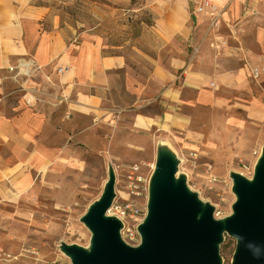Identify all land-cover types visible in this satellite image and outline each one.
Returning a JSON list of instances; mask_svg holds the SVG:
<instances>
[{"label":"crops","instance_id":"0c3cea01","mask_svg":"<svg viewBox=\"0 0 264 264\" xmlns=\"http://www.w3.org/2000/svg\"><path fill=\"white\" fill-rule=\"evenodd\" d=\"M254 2L214 0V15L191 24L188 0H166L151 39L143 32L108 53L102 38L75 40L31 0H0V227L8 221L14 236L23 201L52 209L67 196L88 143L107 127L117 140L124 119L143 131L169 112L176 126L182 102L222 105L228 125L235 109L263 116L264 1ZM151 103L161 114H148Z\"/></svg>","mask_w":264,"mask_h":264},{"label":"rangeland","instance_id":"374dc122","mask_svg":"<svg viewBox=\"0 0 264 264\" xmlns=\"http://www.w3.org/2000/svg\"><path fill=\"white\" fill-rule=\"evenodd\" d=\"M165 1L31 0V5L47 8L75 40L97 35L111 53L116 48L126 50L133 46L143 32L151 39L149 27L159 15L165 14L168 7ZM188 1V14L193 18L189 21L196 24L200 14L195 16L193 0ZM251 1L254 2L247 0V5ZM256 5L261 9L262 4ZM184 78L183 74L177 75L172 87H181ZM156 107L151 103L148 114H161ZM177 107L174 110L179 113V125L171 124L169 112L163 116L164 126L156 123L143 131L131 129L130 125L125 128L124 119L123 131L117 133V140L107 127L100 144L89 142L90 149L83 155L85 165L78 175H71L67 196L59 197L52 209L23 201L19 206L22 215L17 216L13 227L14 236H9V222H1L5 227H0V264H71L62 246L86 248L90 243V232L80 219L100 197L110 174L114 176L111 206L131 203L136 215L128 223L137 229L146 215L153 165L162 150L179 159V176L203 204L213 208L214 219L222 220L231 214L235 200L231 175L251 179L264 146V115L251 118L244 108L235 109L232 115L238 121L228 125L229 113L222 105L207 109L182 102ZM94 146H99L101 153H96ZM111 206L109 216H112ZM234 249L235 240L224 234L219 246L221 264H231Z\"/></svg>","mask_w":264,"mask_h":264},{"label":"water","instance_id":"95a60500","mask_svg":"<svg viewBox=\"0 0 264 264\" xmlns=\"http://www.w3.org/2000/svg\"><path fill=\"white\" fill-rule=\"evenodd\" d=\"M177 164L169 151L158 153L137 246L121 239V221L107 215L114 195L110 174L80 219L91 235L88 249L62 246L71 264H221L224 234L235 240L231 264H264V146L251 179L231 175L235 200L222 220L176 177Z\"/></svg>","mask_w":264,"mask_h":264},{"label":"built area","instance_id":"2783aa9c","mask_svg":"<svg viewBox=\"0 0 264 264\" xmlns=\"http://www.w3.org/2000/svg\"><path fill=\"white\" fill-rule=\"evenodd\" d=\"M224 4H229L234 0H221ZM194 14H209L213 16L214 0H193ZM256 77V71L253 72ZM112 216L118 218L122 227L120 229L121 239L128 245L137 246L140 242V236L136 228L128 223V220H134L136 215V208L131 203L111 206Z\"/></svg>","mask_w":264,"mask_h":264},{"label":"bare ground","instance_id":"6f19581e","mask_svg":"<svg viewBox=\"0 0 264 264\" xmlns=\"http://www.w3.org/2000/svg\"><path fill=\"white\" fill-rule=\"evenodd\" d=\"M260 156H261V151H260V153H259V155H258L257 160L259 159ZM176 159L179 161L178 158H176ZM153 167L155 168V164L153 165ZM178 176H179V170L176 171V177H178ZM108 212H109V211H108ZM88 247H89V244H87L86 249H88Z\"/></svg>","mask_w":264,"mask_h":264}]
</instances>
